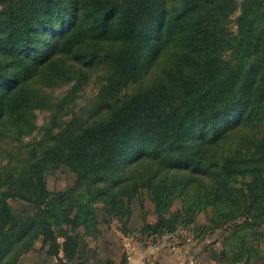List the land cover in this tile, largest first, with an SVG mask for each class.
<instances>
[{
    "label": "trees",
    "instance_id": "obj_1",
    "mask_svg": "<svg viewBox=\"0 0 264 264\" xmlns=\"http://www.w3.org/2000/svg\"><path fill=\"white\" fill-rule=\"evenodd\" d=\"M92 40L112 46L88 51ZM67 52L87 66L106 63L89 115H69L66 105L79 81L55 104L22 87L47 64L60 70ZM169 57L175 64L155 88H131L142 66L152 71ZM37 108L51 115L26 165L0 170V264H20L39 237L57 264H86L97 204L128 224L141 189L158 215L142 232L186 227L212 207V232H225L211 260L247 264L263 253L264 0H0V125L21 140ZM62 166L75 184L52 194L46 171ZM176 183L183 209L167 216ZM10 199L33 214H15Z\"/></svg>",
    "mask_w": 264,
    "mask_h": 264
},
{
    "label": "rangeland",
    "instance_id": "obj_2",
    "mask_svg": "<svg viewBox=\"0 0 264 264\" xmlns=\"http://www.w3.org/2000/svg\"><path fill=\"white\" fill-rule=\"evenodd\" d=\"M112 46L105 41H93L90 44L83 45L88 51L96 49L101 53L104 50ZM78 49L74 50L77 53ZM66 64L59 70L58 67L52 64H47L42 69L40 74H37L30 81L25 82L22 87L27 92L32 89L35 92H41L51 104H55L60 100H63L66 96L70 95L71 90L76 83H80V86L74 90L73 96L68 98L66 105L69 107L70 114L73 112L78 114L89 115V110H92L97 105L98 92L105 81L106 63H99L93 66H87L82 63L73 61L70 54L65 53ZM67 57V58H66ZM175 64V60L171 57L169 59L160 61L152 71H147L145 66H142L139 70V83L133 85L131 88L143 87L149 90L155 88V84L160 79L162 80L166 76V69L172 67ZM57 70H56V69ZM75 93V94H74ZM35 117V129L30 135L24 136L21 140L14 139L11 132L8 131L7 126L0 125V170L5 167L13 169H19L26 165L27 160V148L28 144L41 138L43 124L49 121L51 111L48 108L34 109ZM97 115V114H96ZM98 115L97 117H99ZM244 132L237 131L232 136L240 138ZM142 163L136 164L134 169L136 172H142ZM168 177L162 176L170 180L171 174ZM46 182L49 191L54 194L58 191L68 189L75 184L76 174L67 166L60 168H49L45 174ZM185 176L181 175V179ZM157 182V181H156ZM173 183L167 182V187ZM175 189L178 192L175 194L174 202L170 207V212L166 213L167 216L172 212L183 209V199L179 192L182 190V185L175 184ZM174 189V190H175ZM10 204L13 207L15 214L17 213H29L33 214L34 209L28 203H25L19 199H10ZM97 219H98V235L95 237L88 236L85 241L88 245L85 257L86 264H106L105 261L109 258L108 252L113 251L111 243H115L118 238L126 236L138 240L139 242L150 241L156 243L159 240L173 243L180 241L186 242L190 239L192 245L191 253L199 257L198 262L194 264H216L209 260L211 252L214 250L220 251L222 249V239L225 232V228H219L212 232L211 218L213 215L212 207L202 209L196 215L195 223L189 224L186 227L178 225L176 229L166 231L163 235L154 234L150 231L142 232V228L145 222L151 224L155 223L158 219L156 212V204L152 199V193L147 189H141L131 199V215L132 218L128 224L118 218H109L104 211V204H97ZM229 225V224H228ZM204 227H210L205 229ZM231 230H232V226ZM202 237V238H201ZM42 237L37 238L32 248L24 253L20 258V264H57L56 257L48 256L42 249ZM124 254V252H123ZM126 257V254L122 255ZM247 264H264V250L263 253L254 257Z\"/></svg>",
    "mask_w": 264,
    "mask_h": 264
},
{
    "label": "crops",
    "instance_id": "obj_3",
    "mask_svg": "<svg viewBox=\"0 0 264 264\" xmlns=\"http://www.w3.org/2000/svg\"><path fill=\"white\" fill-rule=\"evenodd\" d=\"M122 237L123 239L119 237V240L111 243V246L115 245L114 252H108V259L113 260L115 264H121L124 254H126L125 264H194L199 260V257L191 253L193 244L190 239L178 243L163 240L156 243L150 241L142 243L133 238ZM209 260L214 262L211 258Z\"/></svg>",
    "mask_w": 264,
    "mask_h": 264
}]
</instances>
